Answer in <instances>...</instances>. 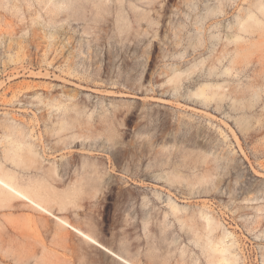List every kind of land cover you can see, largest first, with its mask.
I'll return each mask as SVG.
<instances>
[{"label": "rangeland", "instance_id": "1", "mask_svg": "<svg viewBox=\"0 0 264 264\" xmlns=\"http://www.w3.org/2000/svg\"><path fill=\"white\" fill-rule=\"evenodd\" d=\"M252 3L0 0V161L6 125L31 135L44 168L3 165L93 239L1 198L0 264H209L206 217L237 264H264V18L237 25Z\"/></svg>", "mask_w": 264, "mask_h": 264}, {"label": "bare ground", "instance_id": "2", "mask_svg": "<svg viewBox=\"0 0 264 264\" xmlns=\"http://www.w3.org/2000/svg\"><path fill=\"white\" fill-rule=\"evenodd\" d=\"M244 12H245L244 15L242 14L241 16H238V18H237V25L240 27L241 31L248 32L249 29H251L254 25H262V22L259 20L258 16H262L264 18V4L252 3L251 7L248 8L247 10H245ZM240 38L241 37L238 35L228 36V39L232 40V41H237ZM200 93L202 95H205L204 90H201ZM63 125H60V130L64 129ZM6 126H7L6 129L9 130V135H7V137H9L11 141L10 142L8 141V144L5 145L4 150H2L3 159H4L3 161H5L6 163L9 162L10 164H12V166H15L18 168L23 167L26 169H35L38 172L40 169H43L44 167L40 166V162L38 160V157H41L40 156L41 154H39V152L37 150V145L34 143H31V142H28L29 141L28 138L31 137V135L27 136L28 137L27 138L28 141H27L25 139L27 134H24L21 132L22 134L20 133L18 135L19 132L16 131L17 130V127H15L16 125L14 126L13 124H11V125H6ZM6 129L4 131H6ZM15 135L21 136L22 138L16 137ZM7 137L3 136V138H5L6 140L9 139ZM2 143H3V141H2ZM40 144H41V141H40ZM42 146H44V144ZM42 148H45V147H42ZM41 151L45 152L46 150L42 149ZM44 152H43V154H44ZM5 162L3 164H5ZM3 164L0 161V200H1V198H2V200H5V201H10L12 199L21 200V201L25 202L31 209H33L39 213H43V214L53 216L54 218H56V220L59 222V224L61 223L64 226L71 227V225L68 223L67 220L53 215V213L51 212V209L47 206L48 204L46 205V202H45L46 199H48V198H44L45 199L44 200L43 197L41 196L42 194L47 195V193H48V192L47 193L45 192L46 189L44 190L45 184L43 186V183H47V181L43 182L41 184V186H43L42 187L43 189H42V191H39L37 193L38 190H41L40 184H37L39 182L38 180H37V183H34V184H37L39 186L38 187L39 189L36 188L35 185H33V186H35L34 188L22 186L21 183L18 182L21 178L18 180V176H16L15 173L13 172L14 170L12 169L13 170L12 171L11 169H7L6 166H4ZM42 173H43V175L52 178V177H55L56 169L54 167L53 168L51 167V168H48L46 170H43ZM56 177H59V176L56 175ZM56 177L54 178V180L56 179ZM32 188L37 189V191H34ZM40 192H44V193L40 194ZM54 194L52 193L51 195H54ZM48 195H49V193H48ZM51 195H50V197H52V199H53L54 196H51ZM53 200L56 201V199H53ZM48 201L50 202L49 199H48ZM8 204H9V202H8ZM5 208H7V207H5ZM176 210H177V208L172 206V211H176ZM205 220H206V223H205V228H206L205 244L206 245L203 249L206 250V252H208L209 254H211L209 256L210 257L209 264H237L239 258H238L236 251H235L236 243H235V240L232 238V235L224 233V234H222V236L218 240L216 238L215 239L212 238L211 235H213V233L217 230L219 225H218V223H216V221H213V219L211 217L210 218L206 217ZM18 225H21V224H18ZM24 225L27 226L26 222L22 225V227ZM71 229L75 230L76 232H78L79 234L84 236V238L86 237L85 239L93 240L90 235H87V234L83 233L82 231L75 229L73 227H71ZM18 231H20V230H18ZM227 238L228 239L230 238L229 241H224Z\"/></svg>", "mask_w": 264, "mask_h": 264}]
</instances>
